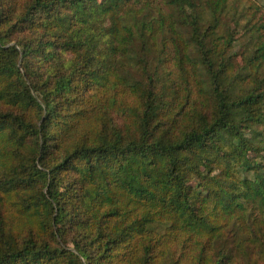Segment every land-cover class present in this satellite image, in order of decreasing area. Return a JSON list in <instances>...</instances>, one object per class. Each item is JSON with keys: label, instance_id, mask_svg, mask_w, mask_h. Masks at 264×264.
<instances>
[{"label": "trees", "instance_id": "trees-1", "mask_svg": "<svg viewBox=\"0 0 264 264\" xmlns=\"http://www.w3.org/2000/svg\"><path fill=\"white\" fill-rule=\"evenodd\" d=\"M0 264H264V0H0Z\"/></svg>", "mask_w": 264, "mask_h": 264}]
</instances>
